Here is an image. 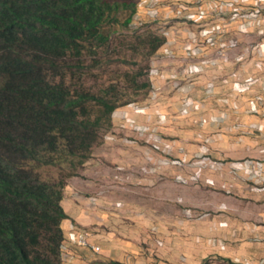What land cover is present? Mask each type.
<instances>
[{
    "label": "rangeland",
    "instance_id": "1",
    "mask_svg": "<svg viewBox=\"0 0 264 264\" xmlns=\"http://www.w3.org/2000/svg\"><path fill=\"white\" fill-rule=\"evenodd\" d=\"M162 1L139 0L130 27L116 29L107 52L84 54L68 82L92 94L113 83L128 101L90 159L108 151L103 166L125 179L113 185L155 206L256 215L264 209V0H178L168 9ZM147 34L165 38L150 56ZM187 66L195 72L179 75ZM135 73L146 89L129 86Z\"/></svg>",
    "mask_w": 264,
    "mask_h": 264
},
{
    "label": "trees",
    "instance_id": "2",
    "mask_svg": "<svg viewBox=\"0 0 264 264\" xmlns=\"http://www.w3.org/2000/svg\"><path fill=\"white\" fill-rule=\"evenodd\" d=\"M138 5L0 0V264L62 263L66 181L90 159L113 112L128 104L113 83L92 94L68 82L84 54L107 52L116 29L130 27ZM141 42L150 56L165 38L147 34ZM140 75L125 77L134 91L149 86L136 84Z\"/></svg>",
    "mask_w": 264,
    "mask_h": 264
},
{
    "label": "crops",
    "instance_id": "3",
    "mask_svg": "<svg viewBox=\"0 0 264 264\" xmlns=\"http://www.w3.org/2000/svg\"><path fill=\"white\" fill-rule=\"evenodd\" d=\"M163 1L168 9L178 0ZM189 66L179 75L194 73ZM197 82L200 90L203 83ZM101 154L108 160V151L100 152L66 181L61 264H264V209L251 215L240 207L208 217L171 204L155 206L152 196L138 199L132 190L115 187V180L125 179L103 166ZM78 234L87 245L72 242Z\"/></svg>",
    "mask_w": 264,
    "mask_h": 264
},
{
    "label": "built area",
    "instance_id": "4",
    "mask_svg": "<svg viewBox=\"0 0 264 264\" xmlns=\"http://www.w3.org/2000/svg\"><path fill=\"white\" fill-rule=\"evenodd\" d=\"M73 243H75L76 245H87L86 241H85V235L84 234H78L73 240ZM93 250L97 251L98 249L95 247H93Z\"/></svg>",
    "mask_w": 264,
    "mask_h": 264
}]
</instances>
